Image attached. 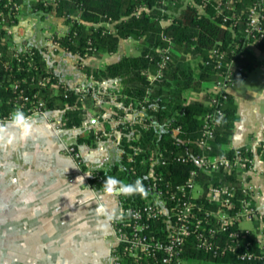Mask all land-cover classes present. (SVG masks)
I'll return each mask as SVG.
<instances>
[{
	"label": "trees",
	"instance_id": "obj_1",
	"mask_svg": "<svg viewBox=\"0 0 264 264\" xmlns=\"http://www.w3.org/2000/svg\"><path fill=\"white\" fill-rule=\"evenodd\" d=\"M6 1L0 0V113L11 111L12 105L8 99L15 96L12 85L18 84L19 88L37 92L46 102L47 109L64 110V127L82 126L86 120L84 103L101 111L95 104L94 95L89 93L83 96V93L76 92L73 88H53L49 85L43 87L38 84L42 77H50L53 83L58 77L46 63L43 54L45 47L30 45L29 49L16 50L12 36L7 35L3 26L17 22L21 11L5 6ZM12 1L23 3L24 0ZM227 1L234 7V17L227 9L223 13H217L214 2H209L200 11V0H59L54 8L32 1L30 8L34 15L43 18L50 12L68 25L65 33H54L51 39L56 42L57 48L79 58L115 53L121 40L132 39L136 42L137 53L124 54L114 62L102 66L78 63L82 72L96 84L110 79L120 80L122 89L117 92L116 100L122 106L144 102L147 112L156 123L167 125V128H146L140 124L117 125V135L110 133L109 137L116 141L121 152L120 159L110 164L106 170H97L103 179L113 176L126 183L142 179V159L154 154L158 148L166 147L168 151L181 154L188 151L200 152L197 140L201 136L202 118L211 109L207 104L210 96L208 89L217 79L213 65L206 66L203 62L213 47L218 46L227 52L233 48V43L243 33L248 7L256 0ZM139 9V14H136ZM224 15L228 16V21L222 24ZM165 47H170L169 59L162 69V75L151 81L148 74L157 73L158 63L161 61L159 50ZM258 48L264 55V39L260 41ZM254 63L249 51L244 59L236 60V65H242L245 71L235 72V82L243 80ZM187 92H204L203 99L190 98L186 95ZM122 112L123 110L120 111ZM223 112L215 136L210 140L209 154H221L228 149L224 145L229 142L236 120V105L230 94ZM175 127L180 128L176 135L171 132ZM83 141L94 144L96 134L91 132L88 138H78V142ZM130 157L132 161L129 160ZM156 169L162 170L164 176L171 177L174 183H179L185 180L190 167L174 163L167 167L156 166ZM201 181L206 185L236 184L238 180L234 173L213 172L202 176ZM117 197L123 196L119 194ZM127 200L143 203L146 199L134 195L127 197ZM243 235L245 238H254L251 231H244ZM253 245L256 249V244ZM195 261L202 264H241L231 253L213 257L196 249L190 242L177 264Z\"/></svg>",
	"mask_w": 264,
	"mask_h": 264
},
{
	"label": "built area",
	"instance_id": "obj_2",
	"mask_svg": "<svg viewBox=\"0 0 264 264\" xmlns=\"http://www.w3.org/2000/svg\"><path fill=\"white\" fill-rule=\"evenodd\" d=\"M33 1V0H32ZM43 6L54 8L59 0H35ZM192 2V0H186ZM209 2L215 3L217 13L224 10L231 11L234 17V7L227 0H200L199 10L203 11ZM5 6L21 11L22 3L7 0ZM140 9L136 14H139ZM3 19V18H2ZM34 25L35 22L24 20L19 15L17 22L4 25L7 35L12 38L20 33L24 22ZM228 21L224 15L222 24ZM59 35V34H58ZM49 37L50 46L45 47L44 56L48 59L51 49H56V42ZM165 38V37H164ZM264 39V0L254 1L247 10V18L241 38L235 41L229 52L216 46L209 50L208 58L204 65H213L217 79L209 87L210 96L207 104L211 107L202 118L201 136L197 140L200 152L176 153L168 151L166 147L158 148L154 154L144 157L141 165L144 167L142 177L148 196L143 203H132L127 197L119 198V192L114 193L119 206L122 219L111 222L113 243L110 249V264H177L185 247L192 242L193 246L213 257L231 253L241 264H264V216L256 205L255 186L246 179L247 173L253 169L252 148L249 146L235 147L224 150L221 154H209L210 140L215 136L216 128L220 124L217 120L228 100L230 88L235 84L236 71L243 72L242 65H236V60L244 59L252 45L258 46ZM29 44H24L17 51L29 49ZM170 47L160 49L161 61L158 71L148 74L149 80H154L162 75V69L169 59ZM40 86H53V88H73L83 96L91 93L95 101L101 102L104 91L91 78L75 87L65 85L59 78L53 83L50 77L38 80ZM15 96L8 99L12 109L7 113H0V122L6 121L9 114L16 109L23 110L30 117H47L50 111H59L60 115L52 120V127L60 139L63 151L73 160L75 165L82 170L84 159L77 144H67L62 141L61 132L64 127V110H49L46 102L37 92H29L13 84ZM55 90V89H54ZM83 99V97L81 98ZM2 98L0 97V102ZM74 108V107H73ZM123 110L122 113L120 111ZM113 122L119 124H140L143 127L156 126L167 128L164 123H156L147 112V105L139 102L136 105H116L113 111ZM76 128V127H71ZM180 128L175 127L171 132L176 135ZM116 134L118 133L115 131ZM99 140L103 132H94ZM262 151L264 143L260 144ZM137 151H140L139 149ZM132 161V158H129ZM179 163L189 165L190 170L183 182L174 183L171 177H166L162 170L156 166L167 167ZM83 172V170H82ZM213 172L234 173L237 183H209L201 181L202 176ZM91 174L87 184L94 193H103V177L97 170ZM260 222L258 233L253 239L245 238L243 232L250 229L243 225L244 222ZM256 244V249L254 248Z\"/></svg>",
	"mask_w": 264,
	"mask_h": 264
},
{
	"label": "crops",
	"instance_id": "obj_3",
	"mask_svg": "<svg viewBox=\"0 0 264 264\" xmlns=\"http://www.w3.org/2000/svg\"><path fill=\"white\" fill-rule=\"evenodd\" d=\"M31 3L32 0H24L22 3L20 17L24 20L31 21L30 17H34ZM43 18L49 25H55L56 30L52 33L61 35L68 29L62 18L50 12ZM35 25L36 23L30 25L28 21L24 22V26L19 29L20 33L13 37L16 48H21L24 44L39 48L50 46L49 33H43V40L37 41V32L33 29ZM129 40L120 41L119 51ZM135 53L137 49L136 52L131 50L126 54ZM122 55L124 54L120 53V57ZM249 55L255 65L247 70L246 77L253 71L263 80L262 89L250 91L241 87L246 77L230 88V95L236 105V120L229 142L224 148H252L254 167L247 173L246 179L256 188V205L264 216V150L260 147L264 143V55L256 45L250 47ZM47 57V65L69 87L88 80L80 69L79 62L82 65L102 66L120 58L115 53L79 58L60 48L51 49ZM93 57L94 62L90 60ZM97 85L104 91L102 101H95L101 111L84 103L86 120L82 126L63 128L61 132L64 143H75L80 148L84 159L83 172L63 151L60 139L53 130L52 120L60 115L59 111H50L47 117L30 121L33 125L32 136L27 141L15 144L20 149L21 157L0 159V189L3 185L0 197L5 199V206L0 207L5 224L3 264L111 263L110 249L114 241L112 228L110 225L106 231L99 229L98 221L101 218L97 216L96 208L99 202L118 214L117 199L114 194L94 193L87 184L90 177L85 176V173L106 170L110 164L120 159L121 152L117 143L109 135H117L112 118L114 108L120 104L116 97L122 84L118 79H110ZM203 94L204 92L186 93L188 97L198 99H203ZM96 130L103 132L104 138L101 137L94 144L78 142V138H88ZM77 176L84 177V184L82 178ZM94 196L95 201L92 200ZM18 199L19 205L13 201ZM25 200L30 202L25 203ZM37 208L40 211H34ZM243 225L256 235L260 222L254 220Z\"/></svg>",
	"mask_w": 264,
	"mask_h": 264
},
{
	"label": "clouds",
	"instance_id": "obj_4",
	"mask_svg": "<svg viewBox=\"0 0 264 264\" xmlns=\"http://www.w3.org/2000/svg\"><path fill=\"white\" fill-rule=\"evenodd\" d=\"M222 118L221 114L217 123H219ZM12 129L15 131H12ZM32 134L33 125L30 122V117L26 115L23 110L16 109L9 114L6 121L0 122V149H8L20 141H27ZM85 176H91V174L85 173ZM77 177H81L82 183L84 184V177ZM102 188L103 193L108 195L118 191L119 194L124 197L139 195L141 198H147L148 196V190L144 186L142 179H137L134 183H126L116 177L107 176L102 183ZM62 196L67 197L66 195ZM92 200L95 201L96 197H92ZM29 202L30 200H25V203ZM97 203L96 213L97 216L101 218L98 221L99 229L106 231L110 227L112 221L123 218V213L117 214L115 210H109L102 203ZM34 211H40V209L37 208L34 209Z\"/></svg>",
	"mask_w": 264,
	"mask_h": 264
},
{
	"label": "rangeland",
	"instance_id": "obj_5",
	"mask_svg": "<svg viewBox=\"0 0 264 264\" xmlns=\"http://www.w3.org/2000/svg\"><path fill=\"white\" fill-rule=\"evenodd\" d=\"M31 21L32 20L36 23L35 27L33 28L34 31H36L37 35V41L41 42L43 39L42 34L43 33H49V37L52 36L54 33L56 28L55 25H49V22H47L46 20H44V18H41L39 15H34V17H30ZM58 35V34H57ZM122 44V43H121ZM136 52V42L132 39L129 40V43L126 45L124 44L121 48L120 51L119 49L115 52V56L116 57H120V53L121 54H126L129 53L130 51ZM120 52V53H119ZM91 61H95V58L93 57L92 59H90ZM103 63V62H102ZM262 85H263V80L258 77L253 71H251L247 77L242 81L241 83V87H243L244 89L250 90V91H260L262 89ZM190 94V92H189ZM193 98V97H190ZM3 157H2V156ZM20 156V149L19 147H17L16 145H14L11 148L8 149H0V159H5V160H9L11 159H17ZM15 170L13 169V172ZM15 173V172H14ZM0 195L3 194V185H2V189H0ZM15 204L19 205V199L18 200H13ZM17 205V206H18ZM5 206V199L3 197H0V207ZM243 224L248 225V222H244ZM5 224H4V215L0 214V264H3L2 260L3 258H5ZM184 264H187L186 262ZM189 264H202L199 262H193V263H189ZM209 264H220L218 262H214V263H209Z\"/></svg>",
	"mask_w": 264,
	"mask_h": 264
}]
</instances>
